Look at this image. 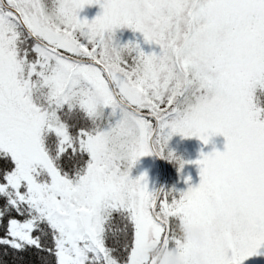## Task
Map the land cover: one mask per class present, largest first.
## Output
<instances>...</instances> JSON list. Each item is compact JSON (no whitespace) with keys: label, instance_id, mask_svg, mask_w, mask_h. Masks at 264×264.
Segmentation results:
<instances>
[{"label":"snow or ice","instance_id":"snow-or-ice-1","mask_svg":"<svg viewBox=\"0 0 264 264\" xmlns=\"http://www.w3.org/2000/svg\"><path fill=\"white\" fill-rule=\"evenodd\" d=\"M175 135L227 143L194 162L198 187L150 191L131 170L182 172ZM152 248L264 264V0H0V257L160 264Z\"/></svg>","mask_w":264,"mask_h":264},{"label":"rangeland","instance_id":"rangeland-1","mask_svg":"<svg viewBox=\"0 0 264 264\" xmlns=\"http://www.w3.org/2000/svg\"><path fill=\"white\" fill-rule=\"evenodd\" d=\"M101 13L102 9L99 5H92L85 7L79 15L81 19L86 18L91 22ZM115 39L116 42L121 45L129 42L139 43L143 51L147 54H151L153 51H156L157 53L159 52V48L156 45H149L144 42V37L141 33L133 32L128 28L118 29L116 31ZM226 143L227 141L222 135L213 136L207 145L197 137L184 138L180 135L173 136L168 144L167 151L174 152L179 160L185 162V166L181 175H178L179 177L176 176L175 184H172L173 187L169 186L166 190L175 189L177 196H179L180 192H186L190 186L198 187L201 182L200 166L194 162L202 159L201 153L208 155L214 151L223 152ZM163 161L164 164H169L168 160L163 159ZM189 161L192 163H188ZM178 164L179 163L176 162V166L180 168ZM135 167L139 169V176L147 173L149 190L155 191L160 179V168L155 158L153 156L143 157L137 162ZM189 178L191 180L190 185L186 182Z\"/></svg>","mask_w":264,"mask_h":264},{"label":"clouds","instance_id":"clouds-1","mask_svg":"<svg viewBox=\"0 0 264 264\" xmlns=\"http://www.w3.org/2000/svg\"><path fill=\"white\" fill-rule=\"evenodd\" d=\"M182 233L194 242H200L203 239V233L200 229L184 228ZM148 255L154 260H159L160 264H183L179 256L174 255L171 250L158 248L149 249Z\"/></svg>","mask_w":264,"mask_h":264},{"label":"trees","instance_id":"trees-1","mask_svg":"<svg viewBox=\"0 0 264 264\" xmlns=\"http://www.w3.org/2000/svg\"><path fill=\"white\" fill-rule=\"evenodd\" d=\"M165 168H166V174H165L164 184L162 186L163 190H166L167 187H169V186L173 187L172 184H175L176 176L179 177L178 175H181V173H182L180 171V168H178V166H176V162H174V163L173 162H169V164L165 163ZM139 173H140L139 169L137 167H135L131 171V177L133 179H136V178H138ZM28 259L31 260V259H34V258L33 257H28ZM0 260H3L5 262V264H14V262L17 260V257H15L13 255H7V256H4V257H0Z\"/></svg>","mask_w":264,"mask_h":264},{"label":"water","instance_id":"water-1","mask_svg":"<svg viewBox=\"0 0 264 264\" xmlns=\"http://www.w3.org/2000/svg\"><path fill=\"white\" fill-rule=\"evenodd\" d=\"M159 167H160V179L156 187V191H160L162 189L164 179H165V166L161 158L154 156Z\"/></svg>","mask_w":264,"mask_h":264}]
</instances>
